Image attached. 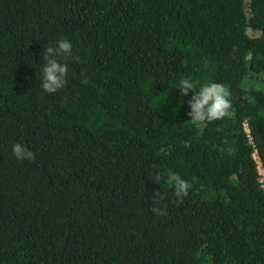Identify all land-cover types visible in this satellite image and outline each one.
<instances>
[{
    "label": "trees",
    "instance_id": "obj_1",
    "mask_svg": "<svg viewBox=\"0 0 264 264\" xmlns=\"http://www.w3.org/2000/svg\"><path fill=\"white\" fill-rule=\"evenodd\" d=\"M188 77L225 84L230 115L194 126ZM257 164L264 0H0V264H264ZM169 173L192 185L180 203Z\"/></svg>",
    "mask_w": 264,
    "mask_h": 264
},
{
    "label": "clouds",
    "instance_id": "obj_2",
    "mask_svg": "<svg viewBox=\"0 0 264 264\" xmlns=\"http://www.w3.org/2000/svg\"><path fill=\"white\" fill-rule=\"evenodd\" d=\"M46 64L43 67V79L41 87L49 94H54L64 88L66 77L69 71L66 62L73 58L72 44L69 40L62 38L55 47H48L45 55ZM83 75V72L81 73ZM199 81H193L191 77L180 81L179 90L181 96H188L190 92L194 94L188 101L190 111L187 113L189 121L196 127H205L208 123L223 119L230 115L231 92L223 83H208L199 87ZM12 153L17 160L33 161L35 154L23 147L20 143H15L12 147ZM160 176H156L159 181ZM167 182L174 188V194L177 197V203L182 202L183 197L188 196L192 185L184 180L177 173H169ZM161 193H154L153 199L159 203ZM153 213L161 216L167 215V209L153 207Z\"/></svg>",
    "mask_w": 264,
    "mask_h": 264
},
{
    "label": "rangeland",
    "instance_id": "obj_3",
    "mask_svg": "<svg viewBox=\"0 0 264 264\" xmlns=\"http://www.w3.org/2000/svg\"><path fill=\"white\" fill-rule=\"evenodd\" d=\"M248 34H251V31L248 30ZM253 157L256 159L255 155H253ZM257 170H258V173L260 174L261 178H262V175H261V169L258 167V164H257Z\"/></svg>",
    "mask_w": 264,
    "mask_h": 264
},
{
    "label": "built area",
    "instance_id": "obj_4",
    "mask_svg": "<svg viewBox=\"0 0 264 264\" xmlns=\"http://www.w3.org/2000/svg\"><path fill=\"white\" fill-rule=\"evenodd\" d=\"M254 158V157H253ZM255 159V158H254ZM256 163H257V160L255 159ZM261 175H262V178H261V181H263V178H264V173L263 171H261Z\"/></svg>",
    "mask_w": 264,
    "mask_h": 264
}]
</instances>
